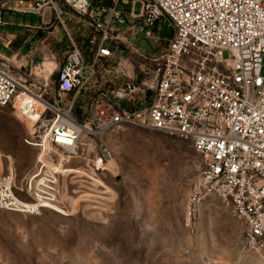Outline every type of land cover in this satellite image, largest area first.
Segmentation results:
<instances>
[{"label":"built area","instance_id":"obj_1","mask_svg":"<svg viewBox=\"0 0 264 264\" xmlns=\"http://www.w3.org/2000/svg\"><path fill=\"white\" fill-rule=\"evenodd\" d=\"M89 1L31 0L14 7L42 19L51 9L50 22L63 25L68 45L52 71L44 63L26 71V58L0 52V106L40 132L27 140L40 153L21 187L12 173H0V209L66 214L63 159L54 154L75 150L84 134L134 126L191 142L204 167L188 206L222 199L246 225V244L264 247V0ZM120 9L136 20L128 29L116 24L124 23ZM76 17L86 21L80 31L68 26L80 23ZM140 25L149 37L165 26L172 36L159 54L136 49L141 66L130 72L117 51Z\"/></svg>","mask_w":264,"mask_h":264},{"label":"rangeland","instance_id":"obj_2","mask_svg":"<svg viewBox=\"0 0 264 264\" xmlns=\"http://www.w3.org/2000/svg\"><path fill=\"white\" fill-rule=\"evenodd\" d=\"M30 1L0 0V52L26 58V71L39 63L52 70L54 62L64 61L66 32L55 19L50 22L51 9L43 19L14 10ZM120 11L124 23L116 24L128 29L136 20ZM134 12L141 13L140 2ZM77 19L68 26L80 31L86 21ZM147 30L135 26L117 51L130 72L141 66L138 51L159 54L172 36L168 26L151 37ZM39 133L0 106V173H12L19 188L40 153L27 140ZM54 155L63 159L60 195L67 213L0 209V264H264V247L246 244L247 227L230 205L211 196L188 206L204 167L191 142L125 126L98 137L84 134L75 150Z\"/></svg>","mask_w":264,"mask_h":264},{"label":"crops","instance_id":"obj_3","mask_svg":"<svg viewBox=\"0 0 264 264\" xmlns=\"http://www.w3.org/2000/svg\"><path fill=\"white\" fill-rule=\"evenodd\" d=\"M44 24H48V23H50V22H48V23H46V22H43ZM19 50H20V52H22V48H19ZM28 55H32L31 56V58H33L34 57V52H33V50L31 49V50H29V52H28ZM55 63V67L53 68V70H56L58 67H59V64L58 63H56V62H54ZM51 71V70H50Z\"/></svg>","mask_w":264,"mask_h":264},{"label":"water","instance_id":"obj_4","mask_svg":"<svg viewBox=\"0 0 264 264\" xmlns=\"http://www.w3.org/2000/svg\"><path fill=\"white\" fill-rule=\"evenodd\" d=\"M79 1L80 3L86 5V6H89L90 5V1L89 0H77Z\"/></svg>","mask_w":264,"mask_h":264},{"label":"bare ground","instance_id":"obj_5","mask_svg":"<svg viewBox=\"0 0 264 264\" xmlns=\"http://www.w3.org/2000/svg\"><path fill=\"white\" fill-rule=\"evenodd\" d=\"M47 68H49V67L47 66ZM52 70H53V69H52ZM52 70H51V71H52ZM0 169H1V166H0ZM0 172H1V171H0Z\"/></svg>","mask_w":264,"mask_h":264}]
</instances>
